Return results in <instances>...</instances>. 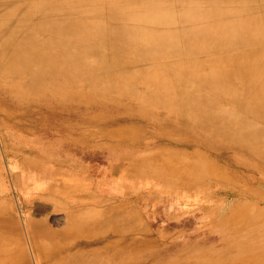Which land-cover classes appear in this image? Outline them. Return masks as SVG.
<instances>
[{
  "label": "rangeland",
  "instance_id": "1",
  "mask_svg": "<svg viewBox=\"0 0 264 264\" xmlns=\"http://www.w3.org/2000/svg\"><path fill=\"white\" fill-rule=\"evenodd\" d=\"M47 2L56 23L75 38L59 44L87 63L96 53L112 55L107 52L138 33L123 22L131 14L108 12L121 0ZM175 4L161 9L176 10ZM23 9L19 4L0 9V52L12 37H45L41 29L28 32ZM222 17L214 15L206 27H216ZM254 17L263 20L264 13L249 18ZM154 18L165 20L162 15L149 20ZM205 20L172 31L159 24L149 37L158 41L166 33L172 38L166 48L193 50L199 42L189 31ZM81 29L85 43L78 39ZM108 34L117 36L113 46ZM143 39L149 48L153 41ZM200 44L211 49L219 42ZM164 57L110 78L97 72L72 80L60 97L23 98L0 76L3 264H69L94 252L111 256L109 242L122 258L132 254L125 264H264V69L254 67H264V56L218 59L215 66L200 58ZM158 66L159 71L152 68ZM237 66L243 71L221 73ZM147 68L158 71L170 88L166 94L141 87L146 79L133 74ZM128 81L138 86L135 99L112 89ZM185 113L189 122L174 117ZM222 121H228L226 131ZM115 230L120 236L110 239Z\"/></svg>",
  "mask_w": 264,
  "mask_h": 264
},
{
  "label": "bare ground",
  "instance_id": "2",
  "mask_svg": "<svg viewBox=\"0 0 264 264\" xmlns=\"http://www.w3.org/2000/svg\"><path fill=\"white\" fill-rule=\"evenodd\" d=\"M169 1L176 3V10L161 9L169 3ZM169 1L121 0L122 3L109 6L108 12L111 11V14H118L120 11H122L121 15L126 16L131 14L132 16L126 18L127 20L123 22L131 24V31H138V33L135 32V34L130 37L129 41L125 42V44L118 49L107 52L112 55L108 56L96 53L95 56H93V62L87 63L84 55H82L84 57H80L72 51L65 50L66 48L59 44L75 38H70L71 33L67 34L60 28L59 24L56 23L55 14L49 11L53 9V7L48 2L46 3V0L37 4H31V0H0V9L7 4H15L16 6L19 4L21 7L24 6L23 11L21 10V15L24 17L26 23L30 25H25L28 26V32L41 29V32L45 34L43 39L36 38L35 40H27L26 38L16 40L15 37L10 38L6 42L5 49L0 52V76L7 79L23 98H38L46 93L60 97L61 91L69 90V84L72 80L82 82L85 80L86 75L97 72H106V74L109 75L106 78H110L112 77L111 74L118 70L130 69L133 65L153 60L156 56L160 55H165V60L182 57L189 62L193 61L191 58H200L199 61L209 66H215L218 59L221 61L222 59H235L237 56H241L243 59L264 56V19L260 20V18H256V15L254 18H249L252 14L264 13V0ZM49 7L52 8L49 9ZM220 13H223L225 17H222V23H216V27L207 28L206 23H208L214 15L216 16ZM152 15L159 17L162 15L165 20L161 21L160 18H154L153 21L149 20V17ZM200 17L206 19L203 26H196L192 31H189L192 39L199 42L197 43V48L193 50L176 52L174 49L166 48V40H172L166 33L158 34L161 38V40L158 39V41H156V38L150 39L149 37L152 31H155L156 34L159 32V28L157 27L159 24L164 29L172 31V27L179 28L184 24L196 25ZM143 24L145 25L144 27L141 26ZM137 29H142V31ZM156 34H154V36ZM89 36L90 40L95 39L93 38V31L90 32ZM78 37V39H81L85 43V29L80 30ZM215 37H220L221 39L216 40ZM116 38V34L107 35L110 46L114 45ZM143 38H146L147 41H153V43L150 42V46L148 45L149 48L147 49L142 46L144 42ZM56 39H58L59 42H56ZM206 41H212V43L219 42V44H217V48L205 49L200 43ZM95 44L96 43H93L92 46L94 45L95 47ZM83 50H85V46ZM104 63H106V65H104ZM239 66L235 67V69L224 70L221 73L228 75L233 71H243ZM199 67L200 66H197L195 69ZM254 67L258 70L264 69L263 66L257 67V65H254ZM152 68L158 71L161 69L159 66ZM152 68H147L145 72L140 71L142 73L136 72L133 75H140L142 78L146 79L140 81L143 85L141 86L143 89H150L151 91L158 90L166 94V91L168 92L170 88L163 80H160L159 77L161 76L157 74L158 71H152ZM133 82H120L116 84L117 86L112 85V89H117L115 93L128 97L127 99H135L136 94L133 92V89L138 86ZM96 84L104 86L107 85L108 82L99 81ZM242 85V83H239L232 91L235 93ZM187 96L189 97L191 95L187 94ZM235 96V94H232L231 98ZM180 99H182L183 104L185 102V97L184 99ZM228 101L231 104L235 103L234 99ZM261 105H264V100L261 101L260 107H262ZM188 116V113H185L174 117L189 122ZM260 118H264V115L261 114ZM221 119L224 118L222 117ZM226 122L228 121H222L223 124L221 129L223 131H226ZM44 178L45 177H43V179ZM54 196L61 198L58 193ZM92 230L94 229L92 228ZM2 232L3 227L0 223V250L4 251V243L1 241V239H3ZM119 236V232L115 230L111 231L109 238L113 239ZM42 238L43 237H40V240L44 241ZM109 244L111 245L110 248L115 251L111 256L106 253L101 254L94 252L90 255L85 254L78 256L74 261L69 260L68 262L69 264H95L97 262H99V264H125V262H131L132 254L129 255L128 253L127 258L124 259L121 257V249L116 247L115 242H109ZM106 248L108 247L105 246V249ZM4 262L5 260L0 258V264Z\"/></svg>",
  "mask_w": 264,
  "mask_h": 264
}]
</instances>
